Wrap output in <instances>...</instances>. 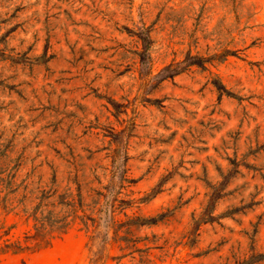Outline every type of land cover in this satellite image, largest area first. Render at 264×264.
<instances>
[{"label":"rangeland","instance_id":"1","mask_svg":"<svg viewBox=\"0 0 264 264\" xmlns=\"http://www.w3.org/2000/svg\"><path fill=\"white\" fill-rule=\"evenodd\" d=\"M99 254L264 264V0H0V264Z\"/></svg>","mask_w":264,"mask_h":264},{"label":"trees","instance_id":"2","mask_svg":"<svg viewBox=\"0 0 264 264\" xmlns=\"http://www.w3.org/2000/svg\"><path fill=\"white\" fill-rule=\"evenodd\" d=\"M137 35L143 41L144 45L143 50L140 53L142 73L147 77L151 76L149 79V84L152 86V88H155L164 80L173 78L174 76L188 70L193 65L205 67L204 65L207 62V59L198 55H194L187 57V59L182 63L170 64L166 66L160 73L152 76V57L150 54L152 40L150 37V27L142 24L138 28ZM232 53L235 54V52L227 50L226 55ZM215 84L218 85L219 82H215ZM65 205L74 206V204L71 203H65ZM73 213H76V211L74 210ZM31 215L35 220L36 233L34 236L29 237L28 239L34 241L36 247H39L42 244L45 246L49 245L50 240L48 238H53L51 235L54 232L65 233L71 224V222L68 220L69 214L58 216L54 215V213L50 211L47 215H45L43 211L40 212V207H37ZM16 247L18 249H22L20 245ZM103 260V255L99 254L95 258L94 264H105V261L102 262ZM251 263L252 262H248V264Z\"/></svg>","mask_w":264,"mask_h":264}]
</instances>
